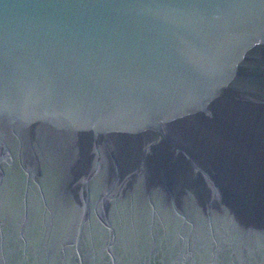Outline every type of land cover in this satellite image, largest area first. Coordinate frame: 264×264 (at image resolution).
<instances>
[{"label":"water","instance_id":"obj_1","mask_svg":"<svg viewBox=\"0 0 264 264\" xmlns=\"http://www.w3.org/2000/svg\"><path fill=\"white\" fill-rule=\"evenodd\" d=\"M0 264H264V0H0Z\"/></svg>","mask_w":264,"mask_h":264}]
</instances>
